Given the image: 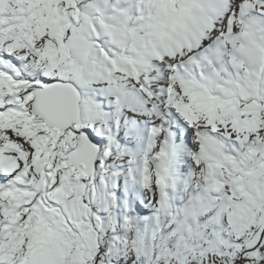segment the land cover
<instances>
[{"label":"snow or ice","instance_id":"6c2138e0","mask_svg":"<svg viewBox=\"0 0 264 264\" xmlns=\"http://www.w3.org/2000/svg\"><path fill=\"white\" fill-rule=\"evenodd\" d=\"M0 264H264V0H0Z\"/></svg>","mask_w":264,"mask_h":264}]
</instances>
